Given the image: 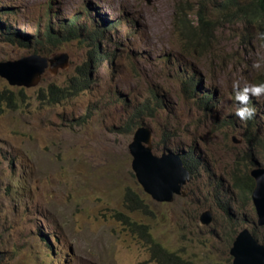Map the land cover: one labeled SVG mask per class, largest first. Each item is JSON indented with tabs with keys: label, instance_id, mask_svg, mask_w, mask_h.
<instances>
[{
	"label": "rangeland",
	"instance_id": "1",
	"mask_svg": "<svg viewBox=\"0 0 264 264\" xmlns=\"http://www.w3.org/2000/svg\"><path fill=\"white\" fill-rule=\"evenodd\" d=\"M194 2L0 0V62L33 54L69 56L67 69L54 73L49 66L33 88L12 87L0 77L1 89L24 91L18 110L0 112V264H157L145 228L133 230L123 216L147 226L159 243L191 264H232L238 234L232 240L220 232L214 237L213 223L202 226L199 218L211 210L224 230L218 188L231 187L234 170L255 168L250 154L264 167V95L250 96L255 114L241 121L233 91L234 83L242 89L264 82V40H249L240 60L225 44L214 52L211 44L189 46L174 28V13L178 5L188 10ZM117 22L124 24L106 32L104 26ZM98 25L105 32V58L93 69L90 88L53 106L40 102L49 85H65L88 61ZM49 31L63 36L50 43ZM257 62L260 67L253 68ZM189 70L209 74L211 80L201 82H208L205 89L218 101L209 111L197 105L201 92L193 98L183 88ZM157 100L165 105L136 117ZM143 124L153 129L156 155L174 146H198L203 153L208 170L191 177L186 197L157 203L138 184L128 146ZM128 189L147 208L129 212ZM231 201L243 222L240 231H254L264 244L252 201L243 203L237 192Z\"/></svg>",
	"mask_w": 264,
	"mask_h": 264
},
{
	"label": "trees",
	"instance_id": "2",
	"mask_svg": "<svg viewBox=\"0 0 264 264\" xmlns=\"http://www.w3.org/2000/svg\"><path fill=\"white\" fill-rule=\"evenodd\" d=\"M190 5V8L187 10L185 6L180 4L176 7L174 13V28L177 30L178 34L179 32L182 34V38L186 40L189 46H205L207 44H211L214 46V52L219 50L218 42L223 41L232 47L230 48L231 51L238 52L237 56L239 57L234 58L235 60H238L246 56L244 48L248 46L249 40H259L258 35H253L264 32V0H195V2L193 4L190 3ZM119 24L124 23L117 22L114 27L109 28L104 26V29L108 32L109 30H112V28L115 29V27H118ZM72 28V33H77V29L74 28V26H72ZM99 28L100 30H95L93 32V37L91 38L92 48L89 53L88 61L76 68V74L70 77L69 81L65 85H49L46 91L40 93L38 97L40 102L53 106L61 103L62 101L78 96L81 92L90 88L92 84L91 73L93 69L100 66L101 62L105 58V52L103 51L104 49L101 45V41H103L102 36L105 32L102 30V27L99 26ZM0 30H2V25H0ZM246 33H248L249 36L248 34L246 35ZM6 34L17 37L22 42H25L24 39L26 37L21 38L20 36L12 33ZM48 36L50 37L49 42L54 43L59 41L63 35L58 34V36L53 37L50 35L49 31ZM245 36L248 39L243 40V38H246ZM36 44L41 45L42 43L37 42ZM237 67L242 68L241 65ZM199 76L192 70H189L186 79L183 81V88L185 91L189 92L193 98L198 97L197 94L201 92L203 96L197 99V105L205 111H209L218 103V101H216V94L212 89H205L204 86H209L208 82H201L204 78L207 80V78H209V74L205 73L203 76L199 73ZM23 96L24 91L22 89L16 93L8 88H0V112L3 113L5 111L18 110L20 108L19 106H21ZM161 105L165 104L160 100H157L155 107L147 104L143 108L139 109V112L137 111L136 117H141V115H144L146 111L151 113L157 112ZM129 129L131 130L130 127ZM174 147L175 151L168 149L167 147H165L162 151L172 150L180 154L185 167L191 174V177L198 175L202 169L208 170L207 162L198 146H191L189 148H187V146ZM156 150L158 149L156 148ZM248 157L252 166L258 163L252 154L248 155ZM249 173L250 172L247 168L243 172H236L234 170L231 177L228 178V182L231 184V187H224L222 185L218 188L217 205L221 211H224L225 228L223 230L221 226H218V221H214L213 226L211 227L212 229L209 232L214 237H216L218 232H220L225 235H230L232 240L239 233L242 227H244L242 226V220L232 210L231 193L237 192L241 197V200H243V203L247 201L248 204H251V194L255 188V181ZM191 184L192 181L189 183V186ZM124 207L129 212L134 213L138 209L140 210V208H147V205L139 193L128 189L124 198ZM252 212L255 215L254 207L252 208ZM123 218L127 220L129 226L133 230L138 229L143 231L142 228H145L143 234L146 237L151 253V259L154 262L157 264H191L175 252L168 250L161 243H159L149 232L147 226L141 225L125 216H123ZM253 234H255L254 231ZM254 236L256 237V235ZM52 252L53 251L51 250L50 253L52 254ZM208 264L223 263L214 261Z\"/></svg>",
	"mask_w": 264,
	"mask_h": 264
},
{
	"label": "water",
	"instance_id": "3",
	"mask_svg": "<svg viewBox=\"0 0 264 264\" xmlns=\"http://www.w3.org/2000/svg\"><path fill=\"white\" fill-rule=\"evenodd\" d=\"M58 63L55 65L54 60ZM50 66L55 73L58 67H69V56L62 54L50 58L33 54L14 61L0 62V77L12 87L33 88ZM153 129L145 124L138 127L128 146L132 157L131 168L143 192L157 203H172L175 197H186L184 187L191 181L180 154L167 150L156 155L153 147ZM250 171L255 181L251 200L257 217V226L264 227V167L256 163ZM202 226H211L213 214L204 211L199 218ZM232 264H264V244L247 228L238 233L230 249Z\"/></svg>",
	"mask_w": 264,
	"mask_h": 264
},
{
	"label": "clouds",
	"instance_id": "4",
	"mask_svg": "<svg viewBox=\"0 0 264 264\" xmlns=\"http://www.w3.org/2000/svg\"><path fill=\"white\" fill-rule=\"evenodd\" d=\"M258 37L259 39L264 40V32L258 33ZM218 44L228 45L223 41L222 42L219 41ZM252 67L259 68L260 64L258 62L254 63ZM233 91H234V99L235 101L238 102V106L235 111V116L238 117L241 121L252 119L256 110L249 103L250 96L260 97L264 95V82L259 84H252L250 86H245L242 89L238 88V85L234 83Z\"/></svg>",
	"mask_w": 264,
	"mask_h": 264
},
{
	"label": "bare ground",
	"instance_id": "5",
	"mask_svg": "<svg viewBox=\"0 0 264 264\" xmlns=\"http://www.w3.org/2000/svg\"><path fill=\"white\" fill-rule=\"evenodd\" d=\"M223 24V23H222ZM244 25V24H243ZM245 26V25H244ZM248 29V28H247ZM261 29V28H260ZM246 30V29H245ZM229 32V31H228ZM243 33V32H242ZM248 33H246V35H247ZM226 35V34H225ZM243 36V35H242ZM248 36H249V34H248ZM246 37V36H245ZM244 39H248L247 37L246 38H243V40ZM237 40V39H236ZM241 40H242V38H241ZM236 57H239V56H236ZM235 60V59H234ZM238 60H240V59H238ZM240 62V61H239Z\"/></svg>",
	"mask_w": 264,
	"mask_h": 264
}]
</instances>
